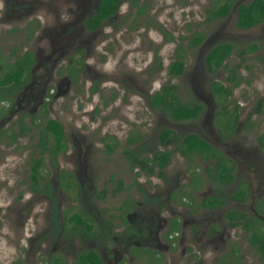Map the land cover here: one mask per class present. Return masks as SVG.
Here are the masks:
<instances>
[{
	"label": "rangeland",
	"instance_id": "obj_1",
	"mask_svg": "<svg viewBox=\"0 0 264 264\" xmlns=\"http://www.w3.org/2000/svg\"><path fill=\"white\" fill-rule=\"evenodd\" d=\"M26 1L28 4H24V9L12 12L11 6L12 10L7 9L5 14L0 9V75L24 50L47 54L53 41L55 50L59 49L53 56L62 52L61 60L64 61L60 68L62 72L57 73L59 68L56 69L50 83L49 93L53 94L58 82H62V88L66 87L65 57L76 47L75 37L78 36L81 41V29L77 21L85 9L83 4L86 0ZM248 1L250 0H238L226 17L208 20V10L219 4L220 0H139L138 5L134 4L137 8L144 5L143 13L134 10V5H129L130 0H122L118 14L104 24L100 33L84 34V39L95 42L94 50L88 48L90 54L86 59L87 67L72 82L69 92L60 93L56 97L50 96L48 104L39 107L36 112L30 110L33 102H22L24 110H15L12 114L29 124L30 130L21 135L17 142H10L7 137L0 142V264H55L48 260V255L59 248L68 253L66 262L71 264L73 245L102 246L97 241L81 244L83 241L79 243L76 236L67 232L63 233L59 247L54 246L56 242L45 240L43 232L47 224L44 213L49 210V204L28 188V163L35 156L32 149L35 147L37 134L48 118L62 123L67 135V152L81 149L80 157L76 152L73 156H59V166L64 168L73 165L79 168V178L83 180L85 192L95 189L94 195H99V199L91 196L86 200L81 196L78 180L75 193L68 189H64L66 194L57 190L58 208L64 213L62 217L65 219V231L72 225L68 220L72 214H84L91 222L99 214V218L108 221L107 213L115 210L112 206L126 195L130 199L135 196L136 200L143 201V194L138 187L144 188L146 176L142 172L137 173V169L133 168L123 152L126 138L132 137L137 143L143 141L151 145L159 127L177 133L182 130L178 129L179 126L196 121L200 128H204L201 122L208 115L212 120V125L207 126L209 136L214 140L226 141L220 123L223 121L220 112L224 105L229 111L236 105L241 108L238 119L241 122L240 129L232 141L236 142V146L229 150V164L233 166L235 177L239 173L243 185L240 184L244 187L248 185V169L256 168L258 172L260 167L257 179L252 178V172L249 173L253 194H260L261 190L258 192L256 185L259 180L264 179V21L245 30L235 26L238 3ZM30 3L33 7L25 11ZM36 14L40 16L41 29L38 31L39 36L32 39L27 37L31 31V22L27 23V28L24 25ZM72 30V35L62 37L66 31ZM196 35L202 37L197 45L192 43ZM220 42H229L234 49L222 66L213 72L207 71L205 55L213 45ZM252 45L255 48L249 50ZM73 56L76 58L77 54ZM175 60L183 61L185 68L181 74L172 76L167 68ZM236 64L240 65L237 70L241 77L239 84L232 88L227 100L215 98L210 91L211 83L218 81L224 85H232L226 77L229 68ZM38 66L39 64L35 65L33 70L35 78ZM28 81L26 86L34 84L31 77H28ZM165 84H175L181 100L200 103L203 109L199 117L174 121L154 109L150 103V95ZM94 86L98 90L92 92L90 89ZM29 92L30 89H26V99ZM8 103L7 100L0 102V117H4V129L7 132L9 128L17 129L15 121H8ZM155 126H158L156 130ZM177 135L179 137L182 133ZM108 136H114L119 141L112 153L106 151L103 141ZM177 145L176 139L168 148L175 150ZM250 157H256L258 161L251 160ZM179 161L174 154L170 169L176 167ZM44 162L43 176L55 179L57 168L51 169L47 159ZM81 169L86 176L82 175ZM175 171L176 169L174 173ZM118 179L122 180L124 187L113 196L112 189ZM153 180L158 179L153 177ZM91 184L93 187L89 188ZM261 194L262 206L259 205L258 212L264 221L263 191ZM251 200V197H247L246 203ZM53 203L54 208H57L56 202ZM93 223L96 224L94 221ZM111 228L117 231V227ZM231 232L236 233L234 238L242 250L248 247L246 264H264V258L248 245V235L240 239L241 231L238 228ZM34 236L36 238L32 242Z\"/></svg>",
	"mask_w": 264,
	"mask_h": 264
},
{
	"label": "flooded vegetation",
	"instance_id": "obj_2",
	"mask_svg": "<svg viewBox=\"0 0 264 264\" xmlns=\"http://www.w3.org/2000/svg\"><path fill=\"white\" fill-rule=\"evenodd\" d=\"M0 1L2 2V7H0V9H3L2 12L4 14L11 6H13V10L12 8L11 10L14 12L17 9H24V4H28L26 0ZM102 1L103 0H86L83 4L85 9H83L77 21L81 29L79 36L82 37L81 41L78 36L75 37L76 40L74 42L77 45L75 48H72L68 57H65L64 80H67L65 88L61 87L62 82H58L55 92L53 94L49 93L51 87L50 83L54 79L56 69H60L64 62L61 60L62 52L53 56L55 51H59V49L55 50V42L51 41V50L47 54H40L39 51L29 50L33 56V63L24 82L17 88L12 89L10 93L0 92V102L4 100L9 102L7 107L9 114L8 121H15V127H17L15 130L9 128V132H7L6 129H4L6 125H4V117H0V142L3 141L5 137L12 142V136L9 134L10 129L17 135L16 140L13 142H17L21 137V127L18 122L19 118L15 117L12 113H14L15 110H24L25 106L21 105L22 102H33L30 110L36 112L39 107L48 104L50 96L56 97L60 93H68L71 89L72 82L78 78L80 73L84 72V67H87L86 59L90 54L88 48L91 47L93 51L95 45L94 41L91 42L89 39H84V34L96 35L100 33L104 24L115 17L121 8L122 0H117L113 15L103 18L95 28L91 29L90 26L94 23L92 18ZM135 1L139 0H130L129 5H134L132 7L137 11L138 8L134 4ZM140 6L144 8V5ZM32 7L33 5L30 3L28 9L25 11H29ZM39 17L40 16L36 14L34 17L30 18V21L25 23L24 26L27 28L29 22H31V31L27 35L28 38L32 37V39H36L34 37L39 36L38 31L41 29ZM70 26H72V23ZM73 30H75V28H73ZM73 30L70 32L66 31L62 34V37L72 35L74 33ZM72 43L70 44L72 45ZM27 50L28 49L24 50L23 53ZM75 54H77L76 58L73 56ZM39 58H41V61H38ZM38 64L37 78H35L33 76V70L35 65ZM59 69L57 73L62 72V70L60 69V71ZM28 77H31L34 84L26 86L30 81H28ZM211 85L210 91L213 94ZM26 89H30L27 99L25 98ZM215 98L217 97L215 96ZM237 107V105L233 107L236 108V110L235 115H232L233 117L231 116L232 118L227 114L226 116H222L223 121L226 118V126L220 122L222 125L221 130L226 136V141L222 139L214 140V138L209 136L207 133V126L212 125V120L207 117L208 115H205L201 122L204 128H200L196 121H192V123L185 126H179L178 129L180 128L182 130L174 133L175 135L166 139L163 144L158 140L159 133L163 128H158V126L154 127V130L158 128V133L151 145H147V143L143 141L137 143V140H135L134 143L128 144V138H126L124 140V147L128 144V147L130 146L129 149H133L138 145H144V149L136 150L134 155L128 156V154H126L130 164L134 169H137V173L142 172L146 176L144 188L138 187L139 192L143 194V201L136 200L135 196L130 199L128 195H126V197L116 203L115 206H112L116 208L115 210H110L107 213L108 221H103L102 218H99V214L93 219L96 224L90 221L93 227L89 233H87L86 227H83L84 230H86L85 233L72 225L70 229L65 231V219L62 217L64 213L60 207L58 208L57 190L59 189V192H63L64 194H66L64 189L72 190V192L75 193L77 180L82 191L81 196L85 197L86 200L91 196H96L99 199V195H94L96 192L95 189L89 193L85 192L83 180L79 178V168L77 169L73 165L65 166L64 168L59 166V156H73L76 152V155L80 157L81 149H77L72 153L67 152V135L62 123L57 120L61 123L64 130L65 146L62 150L57 152L53 158L49 150H45L46 152L43 154L45 156L44 160L47 159L50 168H57L55 179L45 177V180L47 179L49 182H52L53 185L50 183V189L48 186H44L37 191H32L36 195L46 199L49 204V210L44 213V220L47 224L43 232V234L46 235L45 240L56 242L54 246L59 247L58 245L61 244L63 233L67 232L68 234L76 236L79 243L83 241L81 244L87 241H97L102 244V246L96 245L86 247L85 245L79 247L73 245L70 253L71 262L73 264H76L78 253L86 250L95 251L99 255L102 264H246L245 257L248 256V247L242 250V248L239 247L238 241L234 238L236 233L234 234L231 231L238 228L241 231L239 238H244L245 235L249 236L253 231L257 230L256 228L260 224L258 220H261L263 223L260 225L262 227L261 232L264 234V221L258 212L259 205L262 206L260 197L262 191L264 193V179L257 182L256 190L258 192L261 190V192L259 195H255L252 189V178H258L257 175L259 174L260 167L258 172L256 168L248 169L249 172L246 174L249 177V186L247 185V187H244L241 186L242 179L239 173L236 174L235 177L233 166L229 164V150L236 146V142L232 141L235 136L238 135V130L240 129L239 123H241L238 120L241 108L238 107L237 109ZM154 109L159 110L158 108ZM1 110L0 108V111ZM159 111L162 112L161 110ZM226 111H228L227 107ZM231 111H233V109H231ZM196 118L189 120H194ZM178 133H182V135L178 137ZM187 133L198 135L210 145L212 150L217 151L218 154L213 155L211 151H197L188 155H182L176 148L175 150H173V148H168L169 144H174L176 139L179 145L182 137ZM44 135L48 138H53L51 132L50 134L44 133ZM39 137L40 131L37 134L35 147L32 149L35 158H38L42 151L38 142ZM118 145L116 147H118ZM131 146L133 147L131 148ZM164 150L171 151L170 160L167 165L160 167L153 157L156 152ZM174 154H176L180 161L176 167L170 169V162ZM145 158H147L146 163L139 162ZM250 159L258 161L256 157H250ZM220 162L227 164L230 168L232 181L229 183L220 180L217 175L219 170L218 164ZM253 164L252 166H254ZM257 165L261 166L259 164ZM175 169L176 171L174 173ZM81 170L83 171V169ZM151 170L153 173L150 172ZM250 172H252V178L249 174ZM82 175L86 176L85 171H83ZM153 177L158 180H153ZM86 179H88V177H86ZM45 180H41V183L44 184ZM68 181L70 186L66 187L65 185ZM92 187L93 185L91 184L89 188ZM237 187H241L245 190V199L238 200L233 198ZM116 193H118V191L112 193V195L114 196ZM247 197L252 198L251 202L248 204L246 203ZM101 199L103 198L101 197ZM53 201L56 202V210L54 208V203L52 204ZM229 211L239 212L243 216L238 219L239 222L237 220H231L226 215ZM83 216L86 217L84 214ZM248 218L249 224L248 227H246L245 224L248 222ZM113 226L117 227V231L111 228ZM34 238H36V236L32 237V242ZM46 241L43 242L47 243ZM248 241V245L252 246L261 256L256 245L251 243L249 239ZM66 253L67 252L60 248L55 249V252H51L48 255V260H52L55 264H67L66 258L68 257V253ZM54 254L58 255L55 256Z\"/></svg>",
	"mask_w": 264,
	"mask_h": 264
},
{
	"label": "trees",
	"instance_id": "obj_3",
	"mask_svg": "<svg viewBox=\"0 0 264 264\" xmlns=\"http://www.w3.org/2000/svg\"><path fill=\"white\" fill-rule=\"evenodd\" d=\"M116 1L117 0L102 1L92 18L94 23L90 26L91 29L95 28L103 18L113 15L115 12ZM237 1L238 0H220L219 4H216L208 10V20L226 17L230 13L234 3ZM135 4H138L137 1H135ZM137 11L138 13H143V6L138 7ZM262 21H264V0H250L248 2H241L237 5L235 19V26L237 28L242 30L249 29ZM201 40L202 37L196 35L194 36L192 43L197 45L201 42ZM254 48L255 46L252 45L249 50ZM233 49V45L229 42H220L213 45L205 55V66L207 70L213 72L218 67L222 66L224 61L231 55ZM32 63V53L27 50L16 58L13 63L9 64L3 74L0 75V92L10 93L12 89L21 85L24 82ZM239 67L240 65L236 64L228 70L226 80L228 82H232V85L225 86L223 83L218 81L212 82L211 86L214 96L221 98L223 101L228 99L232 93V88L238 85L241 80V77L237 73ZM184 68L185 66L183 61L175 60L169 64L167 70L170 75L176 76L181 74L184 71ZM90 90L95 92L98 88L94 86ZM150 102L152 107L158 108L174 121L196 118L202 112V105L200 103L186 102L178 97L177 86L175 84L162 85L159 90L150 95ZM224 106H222L223 111L220 112V115L226 116L227 114L230 118H232V115H235L236 108H233V111H226ZM18 122L21 127L22 135L30 130L31 127L28 124H25L21 118H19ZM222 124L226 126V118L222 121ZM50 132L53 134V138H48L44 135V133L50 134ZM9 134L12 136L11 141H15L17 135L12 129H10ZM173 135H175L174 131L166 128L160 131L158 140L161 144H163L166 139ZM135 140L136 139L132 137L127 139L128 144L134 143ZM103 141L107 152L110 153L115 151L118 141L114 136H108L107 138H104ZM38 142L42 151L40 152L38 158L32 156L28 163V188L31 191H37L39 188H43L44 186H48L49 189L51 188L50 182L47 179L45 180V177L42 175V170L45 168V156L43 154L46 152L45 150H49L51 152V157L53 158L57 152L64 148V130L61 123L55 119L48 118L45 125L40 128V137ZM128 144L123 149V152L128 154V156L134 155L135 151L138 149H144V145H138L133 149H129ZM176 150H178L182 155H188L197 151H211L213 155L218 154L217 151L211 149L210 145L205 140L194 133H187L183 136L181 143L177 145ZM170 153L171 151L169 150L158 151L154 154L153 158L157 161L160 167H163L168 164L170 160ZM139 162L146 163L147 158L142 159ZM218 169L217 175L220 180L225 181L226 183L232 181L230 168L227 164L220 162L218 164ZM150 172L153 173L152 170ZM113 179L114 177L112 175L111 180ZM41 180H45V183H41ZM69 184L70 183L68 181L65 186L69 187ZM123 187L122 180L118 179L116 186L112 189V193L122 190ZM245 197V190L241 187H237L233 198L243 200ZM226 215L231 220L237 221L243 216L241 213L235 211H229ZM254 219L257 220L256 218ZM68 220L72 223V226L77 229H81L85 233L86 230H84L83 227L87 228V233H89L93 227L89 218L84 217L83 214L80 213L72 214ZM258 222H260L258 225L259 228L257 227V230L253 231L248 236V239L251 243L256 245L258 251L261 253V256L264 258V234H262V227L260 226L263 223L261 220H258ZM248 224L249 218L245 226L248 227ZM76 264H102V262L99 255L95 251L86 250L78 253L76 257Z\"/></svg>",
	"mask_w": 264,
	"mask_h": 264
},
{
	"label": "water",
	"instance_id": "obj_4",
	"mask_svg": "<svg viewBox=\"0 0 264 264\" xmlns=\"http://www.w3.org/2000/svg\"><path fill=\"white\" fill-rule=\"evenodd\" d=\"M241 3V2H240ZM239 4V3H238Z\"/></svg>",
	"mask_w": 264,
	"mask_h": 264
}]
</instances>
